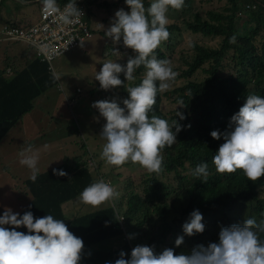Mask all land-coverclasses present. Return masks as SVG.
Listing matches in <instances>:
<instances>
[{
    "label": "trees",
    "instance_id": "16d2710c",
    "mask_svg": "<svg viewBox=\"0 0 264 264\" xmlns=\"http://www.w3.org/2000/svg\"><path fill=\"white\" fill-rule=\"evenodd\" d=\"M122 1L83 0L82 5L87 9V21L92 33L91 17L97 15L95 19L98 23L101 9H109ZM227 1L230 6L225 12H207L209 22H201L199 15L195 14L194 22L186 24L193 34L219 38L221 46L218 49L193 43L189 47L190 52L179 53L181 55L177 61L166 56L160 46L154 50L156 58L167 59L177 73L173 82L189 80L198 70H202L206 77L201 81L193 79L186 85H175L171 90L167 88L157 93L156 102L149 114L169 122L177 119L181 130L176 135V143L165 147L160 153L161 170L158 173L152 172V178L151 174H145L148 178L142 193L135 191L132 182L127 185L130 191L123 194L121 199L127 201L126 207L122 203L117 205L112 199L96 206L79 202L78 196L82 189L95 182L88 165V160L94 158L90 156L91 151L84 154H79L82 151L73 153L74 156L65 160L60 158L59 162L45 171L41 168L35 182L28 179V169L18 162L20 151L17 150L5 164L6 172L11 168L16 174L20 173V193L13 197L12 204L17 203L21 209L20 214L30 210L34 218L51 214L54 218L63 219L68 230L83 241L79 264H105V261L118 258L120 251L125 252L127 259L130 250L137 244L153 246L156 252L173 245L174 254L186 253L189 247L193 248L198 244L206 246L209 242L217 241L221 227L242 224L249 217L255 218L257 223L264 218V175L251 181L241 170L218 173L212 163V156L223 140L213 139L209 135L210 131L225 130L229 117L243 104L247 95L264 97V0ZM66 2L67 0H62L57 5L63 6ZM184 2L186 5L184 3L182 10L186 11L192 3L191 0ZM150 3V0H143L145 9ZM246 9H252V12L243 18ZM9 26L11 25H6ZM166 28L169 36L161 43L166 49H171L174 46L171 43L173 33L179 32L181 28L177 22L170 20ZM233 35L235 41L230 43L229 37ZM117 42L115 47L121 50L125 64L134 53L130 48L125 49L122 41ZM115 52L112 46L109 55L114 59L121 58L115 56ZM105 54L108 52H104L103 48V55ZM35 57L31 65L15 72L11 79H5L3 72H0V146L5 143L10 132L22 123L24 117L34 110L36 100L59 85V80L52 79L53 72L49 65L36 55ZM226 60L229 63H225ZM206 64L208 69H205ZM226 67L233 72H225ZM144 71L143 65L134 71L135 79L131 86L139 84ZM118 76L122 84L117 87L113 97L118 96L117 104L123 107L122 100L127 98L126 80L123 72ZM96 92L108 94V91L97 86L85 94L86 100L97 101L94 98ZM178 100H182L184 106L177 109L185 116L182 121L175 115L171 116L173 111L163 113L161 109L162 103L169 102L177 106ZM87 148V145H83V151ZM101 162L103 163L100 160L99 165L103 166ZM201 162L207 163L206 178L192 174L195 166ZM126 163L129 166L139 165ZM53 168L63 169L67 175L56 176L52 173ZM163 172L174 173L178 181L177 187L172 191L175 197L171 202L164 198L169 194V187L164 182L157 181L156 175ZM118 178L119 175L116 174L114 180L118 181ZM73 200L76 201V211H67L69 202ZM193 209H198L202 214L205 227L202 233L187 236L182 232L181 225ZM128 218H131L129 222ZM134 225L132 234L130 231ZM125 227H128L129 232ZM16 230L27 231L23 226ZM178 235L183 236V242L176 246L174 241ZM260 238L264 239V233L260 234Z\"/></svg>",
    "mask_w": 264,
    "mask_h": 264
},
{
    "label": "clouds",
    "instance_id": "9594fccd",
    "mask_svg": "<svg viewBox=\"0 0 264 264\" xmlns=\"http://www.w3.org/2000/svg\"><path fill=\"white\" fill-rule=\"evenodd\" d=\"M40 2L42 12L63 25H70L83 15L76 0H67L63 9L58 7L57 0ZM124 4L129 10L117 9L109 27L101 30V33L113 42L122 41L134 55L129 56L124 65L114 60L105 61L94 78L101 89L107 90L122 84L118 76L121 72L126 81H132L137 68L143 65L145 71L139 84L126 88L127 98L122 100L123 107L114 99L92 103L91 107L105 121L99 134L105 141L100 155L110 165L120 166L132 162L138 163L150 173H158L162 166L160 153L165 147L176 143L181 124L177 119L169 122L149 114L156 102L157 93L166 90L169 82L177 75L167 59L156 58L154 50L168 39V9L179 10L184 0H151L146 9L143 0H124ZM9 27L24 28L16 24ZM3 31L1 36L7 44L12 47L18 43L27 45L25 51L32 49L34 55L42 60L35 48L25 42L7 40ZM234 41L235 35L230 36L229 42ZM43 62L49 67L52 63ZM51 75L54 81L60 78L55 72ZM177 106L184 107L183 101L178 100ZM175 117L181 121L185 119L184 114L177 109ZM209 135L213 139L223 140L212 156V163L218 173L241 170L251 181L264 175V97L247 95L243 104L229 117L225 130H212ZM43 147L46 149L48 146L45 144ZM38 160L39 151L31 144L19 152L18 162L29 170L28 179L32 182L36 181L39 174ZM96 163V158L88 160L89 168L92 170L97 167L99 175L101 170ZM52 173L56 176L67 175L63 169L56 168L52 169ZM192 174L206 178L207 163L197 164ZM99 177L100 180L82 189L78 196L79 202L96 206L118 196L111 185L117 181L110 182L104 171ZM74 202H69L71 209ZM5 225L15 227L8 228ZM20 226L27 231H17L16 228ZM204 227L198 209H193L181 225L182 232L187 236L202 233ZM261 233H264V218L257 223L255 218L249 217L242 224L221 227L217 241L209 242L206 246L198 244L189 247L186 253L174 254L173 245L156 252L153 246L137 244L130 250L127 259L125 252L120 251L118 258L105 261V264H264V239L260 238ZM182 242L183 236L178 235L174 244L179 246ZM82 249V239L68 230L63 219L54 218L51 214L34 218L30 210L20 214L10 207H4L0 212V264H79Z\"/></svg>",
    "mask_w": 264,
    "mask_h": 264
},
{
    "label": "rangeland",
    "instance_id": "374dc122",
    "mask_svg": "<svg viewBox=\"0 0 264 264\" xmlns=\"http://www.w3.org/2000/svg\"><path fill=\"white\" fill-rule=\"evenodd\" d=\"M111 1L117 2L118 0H108V2ZM191 3L192 5L186 11H183L182 7L179 10L174 9L173 11L169 8L166 13L168 20L177 22L181 30L173 33L171 43L174 46L171 49H166L163 43L159 46L165 52L166 56L174 58L175 61L179 59L180 52H190V42L191 44H201L209 49H218L221 46V40L219 38L203 37L201 34H193L187 28L188 26L186 24L194 22L195 14L199 15L201 22H209L210 18L206 15L207 12H225L224 10L230 6L228 1L191 0ZM121 8L126 12L129 10L128 6L124 4V0L121 3H117L116 6L112 5L109 9L107 7L101 9L99 14L101 17H98L99 24L95 19L97 15L91 17V26L93 28L92 37L86 39L73 50L56 58L50 64L52 72L57 73L60 77L59 85L50 89L46 94L36 100L34 110L24 117L22 123L10 132L5 143L0 146V212L3 211L4 207H10L12 211L17 213L21 211L17 203L15 205L12 204L14 201L13 197L20 193V173L16 174L11 168L6 172L4 167L11 160L12 155L17 150L21 151L27 144H31L34 149L39 151L37 166L39 170L43 168V171L59 162L58 160L60 158L65 160L67 157L74 156L72 154L76 152L82 151L79 154H84L87 151H91L90 156L94 158L96 154V160L98 161L96 164L101 169L99 175L104 171L110 178V182H113L116 174L119 175L117 183L111 184L118 193V196L112 199L117 205L122 203L126 207L127 201H122L121 199L123 194H127L130 191L127 185L131 182L133 183V187H135V191L142 193L145 187V180L148 178L145 174L150 175L151 173L140 165L129 166L126 162L120 166L110 165L101 157L100 152L105 141L99 134L105 121L103 117L99 116L98 111L94 107H91L93 102L86 100L87 97L85 95L90 90L99 86V82L95 80L94 76L96 71H99L102 63L108 60H114L124 65L121 50L116 48L118 42H113L110 37L101 35V30H106L109 27L114 12ZM250 12H252V9H246L242 17L246 18ZM238 18L239 21L242 20L241 17L238 16ZM112 46L116 50L115 56L118 58L121 56V58L114 59V57L109 55ZM27 48L28 46L25 45L24 50H27ZM103 48L104 52H108V54L103 55ZM125 49H127L126 46ZM190 55L189 53L188 56ZM172 63L174 64L175 62L173 61ZM225 63H229V60H226ZM4 65L5 56L2 54L0 55V69ZM182 67L186 68V66ZM205 69H208V64L205 65ZM225 72L229 74L233 71L231 68L226 67ZM205 77L206 74L202 70H198L196 75L194 74L189 80L170 81L168 90L174 88L175 85L177 87L183 84L186 85L189 81H193V79L195 81H201ZM132 83L133 80L126 81L125 87H130ZM117 87L119 86L105 90V92L108 91L107 93L109 95L96 92L94 98L97 100L114 99L117 102L118 96L113 97ZM125 97H127V91ZM179 107L169 102L162 103L161 105L163 113L173 111L171 116L175 115L176 109ZM45 144L48 146L46 149L43 147ZM83 145H87L88 148L86 151H83ZM99 160L104 163L102 168L99 165ZM97 171V167L90 170L95 181L100 180ZM27 175H29V170L27 171ZM150 176L151 178L153 177L152 174ZM156 177L158 182H164L169 187V191H167L169 194L164 196V198L166 201L171 202L172 198L175 197L172 191L178 184L175 174L172 172H163L157 174ZM104 181L107 182L108 180L104 179ZM24 204L26 205L28 203ZM76 208L74 205L72 209L70 208L71 210L67 211L74 212ZM122 219L124 220L125 218ZM130 220L131 218H128V222ZM134 228L135 225L130 233L134 232ZM125 230L129 232L128 227H125Z\"/></svg>",
    "mask_w": 264,
    "mask_h": 264
},
{
    "label": "built area",
    "instance_id": "2783aa9c",
    "mask_svg": "<svg viewBox=\"0 0 264 264\" xmlns=\"http://www.w3.org/2000/svg\"><path fill=\"white\" fill-rule=\"evenodd\" d=\"M82 2L83 0H77L76 5L83 15L70 25L54 21L51 16L42 12L41 7L40 19L32 27H6L3 34L7 40L21 41L32 46L43 61L51 63L92 36L87 9ZM58 7L63 9L64 5Z\"/></svg>",
    "mask_w": 264,
    "mask_h": 264
},
{
    "label": "crops",
    "instance_id": "0c3cea01",
    "mask_svg": "<svg viewBox=\"0 0 264 264\" xmlns=\"http://www.w3.org/2000/svg\"><path fill=\"white\" fill-rule=\"evenodd\" d=\"M61 1L57 0V3L60 4ZM41 6L40 0H0V55L4 54L5 56V65L0 69V72H3L5 79L13 78L15 72L31 65L35 55L32 49L30 52L25 51V45L22 46V43H18L12 49L4 37L2 38V31L6 25L16 24L28 28L37 23ZM70 208L71 206L68 205L66 210Z\"/></svg>",
    "mask_w": 264,
    "mask_h": 264
}]
</instances>
